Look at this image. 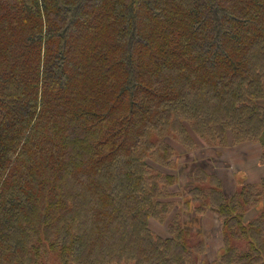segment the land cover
<instances>
[{"label": "trees", "instance_id": "1", "mask_svg": "<svg viewBox=\"0 0 264 264\" xmlns=\"http://www.w3.org/2000/svg\"><path fill=\"white\" fill-rule=\"evenodd\" d=\"M179 139L264 165V0H0V264H199L179 205L221 218L214 263L264 264V177L191 166L175 202Z\"/></svg>", "mask_w": 264, "mask_h": 264}, {"label": "rangeland", "instance_id": "2", "mask_svg": "<svg viewBox=\"0 0 264 264\" xmlns=\"http://www.w3.org/2000/svg\"><path fill=\"white\" fill-rule=\"evenodd\" d=\"M172 144L178 152V160L175 161L171 169L164 171L178 178V181L176 180L177 183L170 188L173 194L172 200L175 202L182 201L187 197L189 190L193 187L194 181L192 179L191 166L197 169L199 166L204 165L203 167L206 168L208 174L219 176L227 196L233 195L240 185L254 180L259 181L260 177H264V165L260 163L263 149L253 147L251 143L234 144L225 148L198 147L195 150H187L188 148L186 149L182 139L172 141ZM184 207V205H179L175 209L184 214L186 223L192 227L194 232L201 234V238L207 244V253L205 252L198 257L199 264H216L214 262L219 260L225 249L221 218L219 219V215L214 210H209L200 216H196L194 210L186 212ZM257 210L259 211L258 208H253L249 211L248 220H251L256 215ZM204 214H207V216H204ZM172 215L165 222H159V220L151 221L150 228L152 231L159 236L166 237ZM239 245L241 247L245 246L242 243ZM45 262L46 264H59L55 257L51 260L47 258ZM129 264H137V262L130 260Z\"/></svg>", "mask_w": 264, "mask_h": 264}, {"label": "crops", "instance_id": "3", "mask_svg": "<svg viewBox=\"0 0 264 264\" xmlns=\"http://www.w3.org/2000/svg\"><path fill=\"white\" fill-rule=\"evenodd\" d=\"M244 144V143H243ZM252 144V146L253 147H257V148H259V149H261L262 150V146L259 144V143H251ZM262 177H260V179H261ZM260 179H259V181H260ZM259 181H257V180H254V181H250V182H248V183H258ZM207 216V214H204V216ZM219 219H220V217H219ZM221 220V219H220ZM217 253V252H216Z\"/></svg>", "mask_w": 264, "mask_h": 264}]
</instances>
